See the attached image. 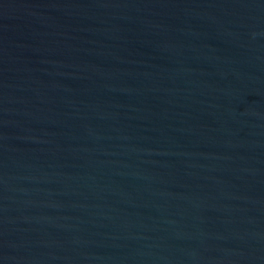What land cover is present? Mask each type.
<instances>
[{
    "label": "water",
    "instance_id": "obj_1",
    "mask_svg": "<svg viewBox=\"0 0 264 264\" xmlns=\"http://www.w3.org/2000/svg\"><path fill=\"white\" fill-rule=\"evenodd\" d=\"M0 264H264V0H0Z\"/></svg>",
    "mask_w": 264,
    "mask_h": 264
}]
</instances>
